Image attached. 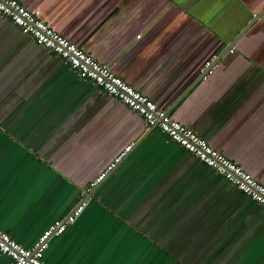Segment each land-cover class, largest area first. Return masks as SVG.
I'll use <instances>...</instances> for the list:
<instances>
[{
    "label": "crops",
    "instance_id": "crops-1",
    "mask_svg": "<svg viewBox=\"0 0 264 264\" xmlns=\"http://www.w3.org/2000/svg\"><path fill=\"white\" fill-rule=\"evenodd\" d=\"M17 1L264 186V0ZM82 199L45 264H264L260 205L0 16V229Z\"/></svg>",
    "mask_w": 264,
    "mask_h": 264
},
{
    "label": "built area",
    "instance_id": "built-area-1",
    "mask_svg": "<svg viewBox=\"0 0 264 264\" xmlns=\"http://www.w3.org/2000/svg\"><path fill=\"white\" fill-rule=\"evenodd\" d=\"M0 16L7 18L20 33L30 37L35 44L58 57L79 78L92 82L129 110L138 114L146 127L158 128L170 141L194 156L204 166L213 170L219 177L264 209V186L262 184L238 164L213 148L205 139L199 137L187 125L172 119L151 99L115 75L108 66L99 63L54 31L40 19L39 10H28L17 0H0ZM209 63L206 62V66H209ZM131 147L132 143L126 144L107 168L92 180L90 186L100 182L107 171L118 163ZM85 204V199H82L65 217L53 220L29 247L16 242L7 232L0 229V254L8 257L10 264H45L42 256L47 240L51 236L61 234L66 226L82 212Z\"/></svg>",
    "mask_w": 264,
    "mask_h": 264
},
{
    "label": "water",
    "instance_id": "water-1",
    "mask_svg": "<svg viewBox=\"0 0 264 264\" xmlns=\"http://www.w3.org/2000/svg\"><path fill=\"white\" fill-rule=\"evenodd\" d=\"M39 16H40V13H39ZM231 46H232V44H231V45H228V46L225 48V50H228V49H230V48H231Z\"/></svg>",
    "mask_w": 264,
    "mask_h": 264
}]
</instances>
